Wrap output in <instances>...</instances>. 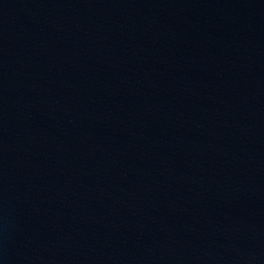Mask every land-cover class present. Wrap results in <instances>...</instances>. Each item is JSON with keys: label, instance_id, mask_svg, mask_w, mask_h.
Segmentation results:
<instances>
[{"label": "water", "instance_id": "water-1", "mask_svg": "<svg viewBox=\"0 0 264 264\" xmlns=\"http://www.w3.org/2000/svg\"><path fill=\"white\" fill-rule=\"evenodd\" d=\"M0 264H264V0H0Z\"/></svg>", "mask_w": 264, "mask_h": 264}]
</instances>
